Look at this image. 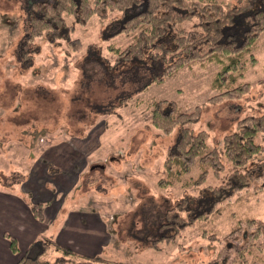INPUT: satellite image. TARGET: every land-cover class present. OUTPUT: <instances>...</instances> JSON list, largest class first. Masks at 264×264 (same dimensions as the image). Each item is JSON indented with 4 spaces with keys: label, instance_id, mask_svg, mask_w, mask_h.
Returning <instances> with one entry per match:
<instances>
[{
    "label": "rangeland",
    "instance_id": "rangeland-1",
    "mask_svg": "<svg viewBox=\"0 0 264 264\" xmlns=\"http://www.w3.org/2000/svg\"><path fill=\"white\" fill-rule=\"evenodd\" d=\"M29 2L0 0V193L12 195L7 198L15 201L0 202V207L15 206L23 221L21 208L41 203L49 225L37 232L39 245L60 239V245L86 256L100 255L106 264H264V242L248 256L227 248L228 242L242 235L241 231L234 235L239 238L228 240L239 221L246 228V218H257L264 226V177L252 180L212 214L185 228L174 243L162 241L151 247L153 243L147 245L142 237L145 221L154 215L152 207L157 210V204L172 205L186 196H198L223 180L210 174L198 188L160 186L179 127L170 133L154 127L146 104L167 99L190 111L207 103L219 93L210 83L221 64L196 62L134 92L128 105L118 108L119 102L114 101L111 108L109 99L116 98L117 91L107 87L111 77L103 74L97 55L112 65L115 56L108 46L125 48L131 42L127 34L119 33L126 12L113 13L107 20L93 16L57 45L45 37L36 39L29 47L31 58H21ZM68 23L73 25L70 19ZM70 39L81 40L78 52L68 44ZM254 52L256 63L240 79L250 89L238 99L207 105L194 125L196 131L209 132V148L218 150L224 161L223 137L236 130L239 120L264 114V31ZM139 101L144 103L136 106ZM257 141L264 145V133ZM263 159L264 155L255 157L249 165ZM232 168L227 166L226 175ZM198 173L196 166L191 176ZM83 216H89V221ZM5 233L17 239L18 260L22 248L34 244L29 242V232ZM240 244L248 247L247 242ZM221 253L224 256L215 263Z\"/></svg>",
    "mask_w": 264,
    "mask_h": 264
},
{
    "label": "trees",
    "instance_id": "trees-1",
    "mask_svg": "<svg viewBox=\"0 0 264 264\" xmlns=\"http://www.w3.org/2000/svg\"><path fill=\"white\" fill-rule=\"evenodd\" d=\"M26 5L25 36L19 50L21 58H31L29 47L35 45L36 39L45 37L48 43L57 45L71 36L76 25H86L93 16L107 20L113 13L126 12L120 21L119 33L127 34L131 42L125 48L113 43L108 46L115 56L112 65L108 59L97 55L103 74L109 73L111 77L107 87L117 91L116 98L109 99L111 108L116 105L114 101L119 102L118 108L128 105L133 102L134 92L161 83L196 62L221 64L210 83L212 90L219 93L207 103L190 111L167 99H153L146 104L154 127L166 133L179 127L178 141L164 162L160 186L180 184L186 189L198 188L205 184L210 174L223 178L220 184L207 187L198 196H186L172 205L157 204V210L152 207L154 215L145 221L142 231L147 245L149 241L153 243L151 247H157L162 241L174 243L185 228L212 214L219 204L249 187L252 180L264 177V159L249 165L255 157L264 155V145L257 141L264 133V114L239 120L236 130L223 137L225 161L218 150L209 148V132L194 128L207 105L238 99L250 89V85L240 79L249 65L257 61L254 51L264 31V0H30ZM142 5L144 9L139 10ZM68 19L73 25H69ZM68 44L78 52L82 43L80 39H70ZM94 54L95 51L89 58ZM129 72L134 74H126ZM85 80L86 75L82 78L83 84ZM141 102L135 105L144 103ZM230 165L232 171L226 175L225 170ZM196 166L199 173L193 177L191 172ZM31 211L38 221L44 220L41 203L33 205ZM239 222L241 227L232 228L228 240L239 238L234 235H240L241 231L242 235L233 243L228 242L227 248L248 256L262 247L264 226L257 218H246V228ZM6 236L12 252L20 254L17 239ZM210 237L216 239L214 235ZM246 242L248 247L241 248L240 243ZM38 243L37 240L27 249L17 264L108 262L100 255L86 256L57 242L49 246ZM223 254H219L215 263L221 261ZM241 254H238L240 263L243 262Z\"/></svg>",
    "mask_w": 264,
    "mask_h": 264
},
{
    "label": "crops",
    "instance_id": "crops-1",
    "mask_svg": "<svg viewBox=\"0 0 264 264\" xmlns=\"http://www.w3.org/2000/svg\"><path fill=\"white\" fill-rule=\"evenodd\" d=\"M7 196L13 197L12 195H9L7 193H0V202L5 203V204H7L9 202V200L11 201L10 203L15 202L13 199L11 200V199H9V197L7 198ZM21 211H22L23 215L25 216L26 220L19 221V218L17 216L18 212H17V209L15 206H12L10 208L5 207V206L0 207V264H16L18 262V259L16 258L17 255L12 252L11 247H10V243H9L8 239L5 237V234H6L5 232L22 231L24 234H25V232H29L30 236H31V239L29 242L31 244V243L37 242V241H35L37 239L36 238L37 232L42 231L43 227H47L49 225V221H48V223H46L44 221L45 219L43 220L44 222L38 221V219H36L33 216L31 208H29V207L21 208ZM81 215H83V214L81 213ZM83 217H85L86 220L89 221V216H83ZM14 221L18 222V224H16V223L13 224ZM76 222L78 224H81V221L78 217L76 219ZM23 225L25 226V229H24ZM32 229H33V233L35 234V237H34V234L31 232ZM35 230H37V231H35ZM58 241L61 242L60 239H58ZM58 241H57V243H59ZM63 246H65V245H63ZM27 247H28V245L25 246L24 248H22L23 253H25L27 251Z\"/></svg>",
    "mask_w": 264,
    "mask_h": 264
}]
</instances>
